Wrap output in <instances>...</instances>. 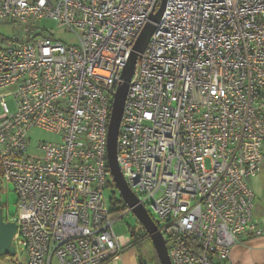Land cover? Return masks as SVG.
Segmentation results:
<instances>
[{
  "label": "built area",
  "instance_id": "2783aa9c",
  "mask_svg": "<svg viewBox=\"0 0 264 264\" xmlns=\"http://www.w3.org/2000/svg\"><path fill=\"white\" fill-rule=\"evenodd\" d=\"M159 4L0 0V24L14 27L0 34V181L17 197L5 221L26 264H120L131 239L115 236L104 200L108 122ZM33 130L60 140L32 148ZM263 161L264 0H167L129 82L117 162L171 264H223L263 235L247 184Z\"/></svg>",
  "mask_w": 264,
  "mask_h": 264
},
{
  "label": "water",
  "instance_id": "95a60500",
  "mask_svg": "<svg viewBox=\"0 0 264 264\" xmlns=\"http://www.w3.org/2000/svg\"><path fill=\"white\" fill-rule=\"evenodd\" d=\"M167 0H160V4L155 13L149 18L142 29L138 39L136 40L130 59L121 74V82L117 85L116 91L113 94L111 111L107 129L106 141V159L107 165L112 179V183L118 190L125 207L132 213L138 223L142 226L145 234L150 239L154 248L159 264H171L168 258L165 241L157 232L156 226L151 220L150 216L138 203L136 196L128 188L117 162V139L119 133V126L122 118L123 105L129 82L133 76V71L138 62L140 54L146 48V45L153 33L154 24L159 21L165 8ZM17 234V225L13 222L5 221L0 207V257L9 256L11 258L16 256V248L14 245V238ZM139 264H142L139 261Z\"/></svg>",
  "mask_w": 264,
  "mask_h": 264
},
{
  "label": "rangeland",
  "instance_id": "374dc122",
  "mask_svg": "<svg viewBox=\"0 0 264 264\" xmlns=\"http://www.w3.org/2000/svg\"><path fill=\"white\" fill-rule=\"evenodd\" d=\"M37 27L52 34L56 39L63 41L67 44H72L73 39L65 29H57V25L53 20L42 19L37 22ZM12 25L0 24V34L10 37L13 30ZM7 106L12 112L14 107L11 101H7ZM31 147L35 148L39 142H58L60 140L59 136L52 133H48L42 130H33L30 134ZM32 154L33 152L30 151ZM104 200L107 204L108 209L114 212V216L117 219L113 226V231L115 236H131L134 245L130 248L135 249L138 253V263L142 264H156V254L150 239L145 234L142 226L138 223L136 218L132 213L125 208L124 202L116 189L112 180L109 186L104 190ZM16 201L17 197L14 192L12 184L0 181V207L2 208V213L4 219L10 220L16 213ZM150 208H147L149 211ZM26 264V257L21 253L19 247L16 248V256L13 258H7L5 260H0V264Z\"/></svg>",
  "mask_w": 264,
  "mask_h": 264
},
{
  "label": "crops",
  "instance_id": "0c3cea01",
  "mask_svg": "<svg viewBox=\"0 0 264 264\" xmlns=\"http://www.w3.org/2000/svg\"><path fill=\"white\" fill-rule=\"evenodd\" d=\"M247 184L254 197L253 218L263 231V235L260 237H248L234 246L229 259L223 264H264V161L261 163L259 173L255 177L250 178ZM138 256L135 249L125 248L120 254L119 263L139 264Z\"/></svg>",
  "mask_w": 264,
  "mask_h": 264
},
{
  "label": "trees",
  "instance_id": "16d2710c",
  "mask_svg": "<svg viewBox=\"0 0 264 264\" xmlns=\"http://www.w3.org/2000/svg\"><path fill=\"white\" fill-rule=\"evenodd\" d=\"M1 176H2V167H1V165H0V178H1ZM125 208H126V207H125ZM126 209H127V208H126ZM111 214H114V212H111ZM130 239H131V241H130V243L128 244V246H127L126 248L131 247V246L134 245V243H133V239H132L131 236H130ZM7 258H10V257H9V256H6V257H0V260H5V259H7ZM13 264H17V263H13ZM156 264H159V261H158L157 257H156Z\"/></svg>",
  "mask_w": 264,
  "mask_h": 264
}]
</instances>
